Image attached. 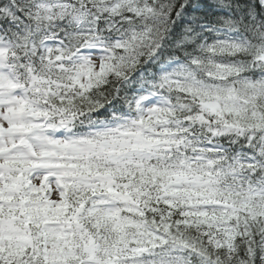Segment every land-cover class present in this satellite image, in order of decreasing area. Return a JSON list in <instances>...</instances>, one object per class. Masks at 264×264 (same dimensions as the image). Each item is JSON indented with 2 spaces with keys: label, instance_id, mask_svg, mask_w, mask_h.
Segmentation results:
<instances>
[{
  "label": "snow or ice",
  "instance_id": "1",
  "mask_svg": "<svg viewBox=\"0 0 264 264\" xmlns=\"http://www.w3.org/2000/svg\"><path fill=\"white\" fill-rule=\"evenodd\" d=\"M0 264H264V0H0Z\"/></svg>",
  "mask_w": 264,
  "mask_h": 264
}]
</instances>
